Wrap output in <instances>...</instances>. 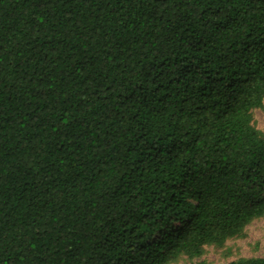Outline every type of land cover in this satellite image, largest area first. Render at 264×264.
Wrapping results in <instances>:
<instances>
[{"label":"trees","instance_id":"16d2710c","mask_svg":"<svg viewBox=\"0 0 264 264\" xmlns=\"http://www.w3.org/2000/svg\"><path fill=\"white\" fill-rule=\"evenodd\" d=\"M263 100L264 0H0V264H171L240 235Z\"/></svg>","mask_w":264,"mask_h":264},{"label":"rangeland","instance_id":"374dc122","mask_svg":"<svg viewBox=\"0 0 264 264\" xmlns=\"http://www.w3.org/2000/svg\"><path fill=\"white\" fill-rule=\"evenodd\" d=\"M252 125L264 136V100L259 109L252 111ZM264 256V215L247 224L240 235L227 239L220 247L205 246L200 257L181 256L171 264H228L242 258Z\"/></svg>","mask_w":264,"mask_h":264}]
</instances>
